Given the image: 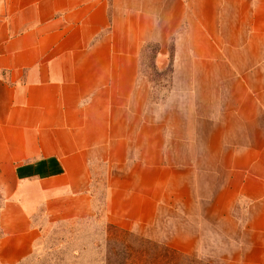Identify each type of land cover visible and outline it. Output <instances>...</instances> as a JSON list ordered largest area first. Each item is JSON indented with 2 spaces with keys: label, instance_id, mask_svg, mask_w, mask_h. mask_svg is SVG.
I'll use <instances>...</instances> for the list:
<instances>
[{
  "label": "crops",
  "instance_id": "1",
  "mask_svg": "<svg viewBox=\"0 0 264 264\" xmlns=\"http://www.w3.org/2000/svg\"><path fill=\"white\" fill-rule=\"evenodd\" d=\"M101 170L108 223L237 212L234 264H264V0H0V264L92 218Z\"/></svg>",
  "mask_w": 264,
  "mask_h": 264
},
{
  "label": "rangeland",
  "instance_id": "2",
  "mask_svg": "<svg viewBox=\"0 0 264 264\" xmlns=\"http://www.w3.org/2000/svg\"><path fill=\"white\" fill-rule=\"evenodd\" d=\"M154 54L155 45L147 44L140 62L141 74L149 83L151 103L164 100L171 84L168 59L157 62ZM98 177L94 216L45 228L34 253L22 264H116L123 253L122 242L136 246L143 237L182 252L189 264H234L236 241L242 235V227L234 218L237 212L220 219L203 210L172 212L165 206L156 226L131 230L132 234L124 236L107 222L102 170Z\"/></svg>",
  "mask_w": 264,
  "mask_h": 264
},
{
  "label": "trees",
  "instance_id": "3",
  "mask_svg": "<svg viewBox=\"0 0 264 264\" xmlns=\"http://www.w3.org/2000/svg\"><path fill=\"white\" fill-rule=\"evenodd\" d=\"M152 44L155 45L154 57L157 58L159 46L155 43ZM110 227L117 232L120 231L124 236L132 234L131 231L118 228L112 224ZM122 243L124 245L123 253L116 260V264H189L188 257H185L182 252L144 237L136 241V246L126 244V241Z\"/></svg>",
  "mask_w": 264,
  "mask_h": 264
}]
</instances>
